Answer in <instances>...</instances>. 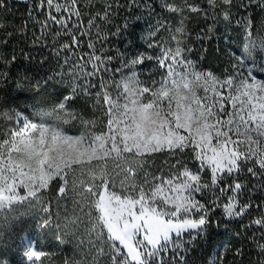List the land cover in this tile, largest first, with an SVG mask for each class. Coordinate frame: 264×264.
<instances>
[{"label":"snow or ice","instance_id":"1","mask_svg":"<svg viewBox=\"0 0 264 264\" xmlns=\"http://www.w3.org/2000/svg\"><path fill=\"white\" fill-rule=\"evenodd\" d=\"M25 2L23 38L54 67L29 77L14 70L30 51L0 53V264L24 217L75 244L63 264H190L197 241L222 264L211 229L232 221L264 256V0ZM193 16L198 41L220 24L238 33L224 37L228 69L192 58ZM12 81L34 102L11 103ZM16 246L32 264L53 255L27 235Z\"/></svg>","mask_w":264,"mask_h":264},{"label":"trees","instance_id":"2","mask_svg":"<svg viewBox=\"0 0 264 264\" xmlns=\"http://www.w3.org/2000/svg\"><path fill=\"white\" fill-rule=\"evenodd\" d=\"M150 2L157 7L159 5V0H150ZM27 11V3L17 0H9V8L7 10H0V40L8 41L7 44H0V53L11 54L13 50H15L16 54L20 56V49L30 51L34 57L31 64L23 61V58L20 57L18 65L21 66L14 71L23 74L25 69H30L28 73L29 77L34 75L43 77L50 68L54 67V61H49L42 66L39 61L42 55H48L47 51L41 53L38 50H32L29 42L23 38L20 29L27 20ZM140 14L141 12H137V15ZM251 14L256 18L254 23H259L261 19L259 9H252ZM143 15L144 18L138 22V26L134 24L133 28L130 29V31H134L138 37L137 45L140 47V50H144V48L147 47L146 42L139 39V37L147 34L150 20L146 10L143 11ZM151 22L155 23L154 17L151 18ZM234 27L235 25H233V28ZM187 28L191 33V39L194 43V59L210 64H213L212 58L215 52L225 48V36H231L234 41L238 37V33L232 29H228L226 32L223 24H220L218 25V31L205 37L202 41H198L196 36L198 33H202L203 30H205L206 25L202 19L195 16L187 22ZM30 30L31 22H29V35L31 34ZM8 33H12V35L9 36ZM149 67L150 64L145 67V71H147ZM58 90V88H50L49 92ZM6 91L9 94L10 102L13 104L23 106L34 102L32 99L33 90L27 85L18 86L15 81H12L9 83ZM40 98L41 97H36L37 100ZM48 99L51 100L54 99V97L49 96ZM85 103L84 100L79 101L80 105H85ZM88 104H90V102H88ZM160 159H163V157H160ZM245 223H247V220H245ZM211 231L214 245L219 246L217 250L221 254L222 264H264V256L259 255L258 250L250 243V234L245 233L240 223L232 221L227 223L226 226L225 224H221L218 229L213 226ZM15 234L17 245L19 243V237L29 234L33 238L38 250L42 249L46 252L53 253L50 257L42 258L44 259V264H63L65 257L73 255L74 243L66 242L65 244H59L56 236L52 232L36 227L35 221L30 217H24L22 222L17 221ZM236 249H242L243 254L236 255ZM208 251L209 249L206 244L197 241L188 255L190 264H204ZM6 258L11 264H28L23 254L14 255L13 252H7Z\"/></svg>","mask_w":264,"mask_h":264},{"label":"rangeland","instance_id":"3","mask_svg":"<svg viewBox=\"0 0 264 264\" xmlns=\"http://www.w3.org/2000/svg\"><path fill=\"white\" fill-rule=\"evenodd\" d=\"M17 1L25 2V0H17ZM225 51H226V48H224L223 50H218L217 52H215L214 57L212 58L213 64L199 60L200 65L203 67L210 68V69H212L218 73L228 69L229 64H228L227 56L225 55ZM192 58L194 59V53L192 54ZM150 67H151V65H150ZM150 67L147 69V71L150 69ZM258 78H264V77H262L261 74H258ZM16 223L17 222H15L13 224L12 230L9 231L8 233H6V238L10 237L11 239L9 240V243H11L13 245L10 249L7 250V252H13L14 255L23 254V256L26 257L24 255V250L22 248L16 246L17 245L16 244L17 243L16 234H15ZM25 235L29 236L33 240V238L29 234H25ZM25 235H23V236H25ZM33 242H34V240H33ZM34 244H35V242H34ZM37 250H38V248H37ZM26 259H27V257H26ZM27 263L32 264V262L29 261L28 259H27ZM9 264H11V263L9 262Z\"/></svg>","mask_w":264,"mask_h":264}]
</instances>
